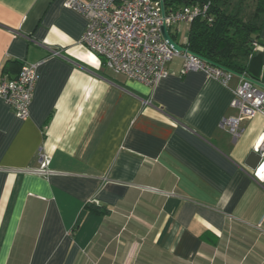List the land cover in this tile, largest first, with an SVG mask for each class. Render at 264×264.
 Listing matches in <instances>:
<instances>
[{
  "label": "crops",
  "instance_id": "obj_1",
  "mask_svg": "<svg viewBox=\"0 0 264 264\" xmlns=\"http://www.w3.org/2000/svg\"><path fill=\"white\" fill-rule=\"evenodd\" d=\"M66 1L0 0V81L38 73L27 120L0 100V264H264V163L244 165L264 118L219 128L237 79L179 59L152 89L113 75ZM260 48L248 79L264 81Z\"/></svg>",
  "mask_w": 264,
  "mask_h": 264
},
{
  "label": "built area",
  "instance_id": "obj_2",
  "mask_svg": "<svg viewBox=\"0 0 264 264\" xmlns=\"http://www.w3.org/2000/svg\"><path fill=\"white\" fill-rule=\"evenodd\" d=\"M65 5L86 19V28L81 44L94 56L103 60L105 68L113 75L139 82L149 89L168 75L166 65L174 59L181 61L180 74L203 73L229 88L234 79L237 84L230 87L233 98L230 107L235 116L222 118L219 128L226 130L233 140L242 134L241 122L249 121L256 115L264 118V81L248 80L245 75L232 73L197 55L180 45L182 51H175L161 34V27L168 32L179 24L190 25L196 19H206L208 4L185 5L177 10L166 11L163 0H67ZM171 36V35H170ZM253 50H262L253 43ZM53 55H58L56 50ZM38 81L37 65L23 64L14 79L0 81V100L10 106L19 120H27L30 105ZM260 162L252 172L257 179L264 163V128L254 150ZM39 171L46 174L49 157L39 153Z\"/></svg>",
  "mask_w": 264,
  "mask_h": 264
},
{
  "label": "trees",
  "instance_id": "obj_3",
  "mask_svg": "<svg viewBox=\"0 0 264 264\" xmlns=\"http://www.w3.org/2000/svg\"><path fill=\"white\" fill-rule=\"evenodd\" d=\"M163 0L166 11L185 5L208 4L206 19H194L188 28L189 52L238 75L257 79L249 72L255 52L253 43L264 50V0ZM242 4L245 7L242 8ZM252 9L247 12V7ZM174 39L173 36H171Z\"/></svg>",
  "mask_w": 264,
  "mask_h": 264
},
{
  "label": "water",
  "instance_id": "obj_4",
  "mask_svg": "<svg viewBox=\"0 0 264 264\" xmlns=\"http://www.w3.org/2000/svg\"><path fill=\"white\" fill-rule=\"evenodd\" d=\"M161 34H162L163 39L166 40L168 42V44L171 45L175 51H177V52L178 51H182V47L180 45H178L176 42H174V40L170 36V34H169V32H168V30L166 29L165 26L161 27ZM246 79H248V78H246ZM248 80H250V79H248ZM259 162H260L259 154H257L254 151H252L248 155L244 165L251 172H253L256 169V167L258 166Z\"/></svg>",
  "mask_w": 264,
  "mask_h": 264
},
{
  "label": "rangeland",
  "instance_id": "obj_5",
  "mask_svg": "<svg viewBox=\"0 0 264 264\" xmlns=\"http://www.w3.org/2000/svg\"><path fill=\"white\" fill-rule=\"evenodd\" d=\"M232 4L235 5V4H236V0H234V1L232 2ZM241 6H242V8H244V7H245V4H242ZM245 9H246V7H245ZM251 9H252V5H251V7H249V8L247 7V12H249ZM178 41H180V40H178ZM175 60H176V59H175ZM262 72L264 73V68H263Z\"/></svg>",
  "mask_w": 264,
  "mask_h": 264
}]
</instances>
